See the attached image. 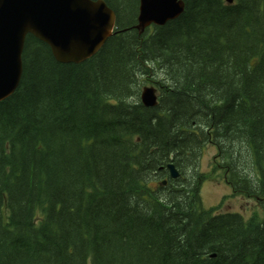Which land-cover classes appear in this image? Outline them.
I'll use <instances>...</instances> for the list:
<instances>
[{
    "label": "trees",
    "instance_id": "1",
    "mask_svg": "<svg viewBox=\"0 0 264 264\" xmlns=\"http://www.w3.org/2000/svg\"><path fill=\"white\" fill-rule=\"evenodd\" d=\"M104 1L117 30L95 56L28 36L0 102V264H264V0H184L143 34L139 0ZM209 145L249 218L204 207Z\"/></svg>",
    "mask_w": 264,
    "mask_h": 264
},
{
    "label": "water",
    "instance_id": "2",
    "mask_svg": "<svg viewBox=\"0 0 264 264\" xmlns=\"http://www.w3.org/2000/svg\"><path fill=\"white\" fill-rule=\"evenodd\" d=\"M184 9V0H139L133 29L143 34L153 26L163 27L179 18ZM116 30L117 15L104 0H0V102L20 85L28 36L47 44L59 63L82 64L95 56ZM158 99L157 88L141 90L145 107H156ZM167 170L170 179L181 177L174 163H169ZM161 184L166 185L167 180Z\"/></svg>",
    "mask_w": 264,
    "mask_h": 264
},
{
    "label": "rangeland",
    "instance_id": "3",
    "mask_svg": "<svg viewBox=\"0 0 264 264\" xmlns=\"http://www.w3.org/2000/svg\"><path fill=\"white\" fill-rule=\"evenodd\" d=\"M146 86L153 85H144V87ZM217 154V150L210 145L205 146L202 150L199 171L207 176L200 187L203 205L205 208L220 206L221 212H239L249 218L256 212L257 205L251 199L233 194L231 187L223 179V171L215 168ZM186 175L187 178L192 176L191 172Z\"/></svg>",
    "mask_w": 264,
    "mask_h": 264
}]
</instances>
